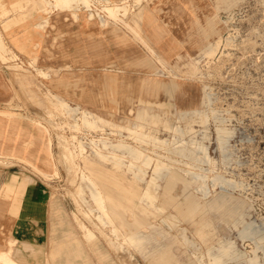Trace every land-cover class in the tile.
Masks as SVG:
<instances>
[{
  "label": "rangeland",
  "instance_id": "374dc122",
  "mask_svg": "<svg viewBox=\"0 0 264 264\" xmlns=\"http://www.w3.org/2000/svg\"><path fill=\"white\" fill-rule=\"evenodd\" d=\"M18 1L10 0L11 13L2 17L10 44L5 46L6 50L0 51V63L5 65L8 72L11 97L7 103L0 105V135L8 136V140L0 141V147L10 151L19 149L31 157L0 152V178L3 176L4 181L16 179L20 182L29 177V183L37 185L46 193L45 236L41 244L43 252L40 264L47 262L51 249L61 240L63 232L71 228L88 241L89 247L83 242L84 260L87 259L88 264H244L238 256L233 255L232 250L224 252L222 249L224 242L230 238L236 241L233 250L250 252L252 240L240 238L237 227L233 225L242 219L249 223L264 217V0H193L199 6L194 8L202 24L206 26L205 15L210 14L221 32L222 41L217 36L215 39L222 43L211 60L206 59L204 52L199 53L196 42L186 39L189 31L187 0L143 2L141 6L145 9L141 15L142 21L139 19L140 28L149 32L156 27L157 33L151 35L152 43L155 47L167 45L166 58L155 65L156 70H162L158 73L148 67L150 65L140 64L146 55L140 46L119 44L97 29L84 27V21L81 24L75 22L73 11H55L51 9V0L50 3L48 0H24V4L14 9ZM151 1H154L156 9ZM91 8L94 13L103 14L104 4L97 2ZM82 10L87 14L85 8ZM58 11L66 13L69 21L78 25L79 29L72 31L71 35L80 37L74 52L64 54V57L70 56L71 61L60 67L49 62L54 53L45 44V37L48 39L47 36L55 32L53 19L50 18ZM230 34L234 38L226 46L224 39ZM81 38L83 44H80ZM0 39L3 42L1 28ZM244 39L246 44L242 41ZM254 42L256 44L253 46ZM92 44L96 47L87 51ZM10 50H14L19 58ZM219 54H228L220 79L213 77L207 68L209 61L215 63L221 60L223 55ZM112 65L117 69L112 70ZM196 66L201 68L200 75H190V69ZM39 70H45L47 74ZM149 75L157 78L156 82H171L174 92L145 91L151 86L146 79ZM203 85L207 86L203 88ZM203 91L211 96V106L225 118V125L234 131L227 146L228 151L222 157L227 167L219 163L217 171L226 172L232 178L241 176L246 181L245 187L235 189L234 193L247 196V203L236 214L234 222L225 219L229 216L228 207L209 205L199 188L205 186L215 191L220 189V185H212L209 179L213 175L212 167L204 164L201 180H195L193 184L192 190L197 198L189 202L179 185L175 188V200L178 203L167 205V212L176 216L180 228L185 230L191 243H186L180 237L181 230L172 231L163 224L161 220L167 213L158 215L155 225L142 230L137 237L123 230L114 234L110 224L103 219V213L90 188L81 183L77 176L69 174L61 163L58 135H65L69 141L72 140L68 144L75 149L77 162L82 166L86 156L94 158L91 141L104 137L111 138L109 145L116 153L126 156L127 160L135 159L131 148L118 144L132 141L129 128L134 124L161 129L145 118L142 110L148 108L159 112L165 120L178 121L185 132L194 128L195 132L198 131L194 133L197 140L207 144L209 141L204 136L205 127L198 121L201 114L209 113L210 106L201 103ZM57 100L78 108V114L59 116V111L55 112L53 105ZM48 112H53L54 118ZM82 112H90L97 124L106 131L84 125ZM111 113L116 116L114 120L110 118ZM187 115L194 121H188ZM209 126L213 142L214 119H210ZM159 134L167 138L169 132L162 130ZM48 138L52 139L54 159L51 157ZM80 143L84 144V154H81ZM209 153L219 162L215 143H212ZM38 158L40 163L36 162ZM53 164L59 175L53 174ZM107 168L117 175L124 174L127 182L134 180L133 172L126 165L119 171L109 166ZM1 186L0 196L8 197L2 195ZM137 186L144 191L147 181H138ZM20 191L18 189L16 193ZM18 194L22 195V191ZM89 232H93L95 238H88L86 234ZM97 252L102 263L95 257ZM51 259L52 264H65L63 256ZM37 261L31 260L30 264H36Z\"/></svg>",
  "mask_w": 264,
  "mask_h": 264
},
{
  "label": "bare ground",
  "instance_id": "6f19581e",
  "mask_svg": "<svg viewBox=\"0 0 264 264\" xmlns=\"http://www.w3.org/2000/svg\"><path fill=\"white\" fill-rule=\"evenodd\" d=\"M97 2H103V14L93 12L91 6ZM143 2H148V0H134L133 3H130L128 0H51V9L55 11H73L75 22L81 24L84 21V27L87 26L97 29L103 35L111 36L113 40L119 44H127L128 46L135 44L140 46L143 51L146 52V55L143 56L144 62L140 64L150 65L148 67L153 68V71L158 73L162 70H156L155 65L162 63V59L166 58L167 45L166 47L165 44L155 47L152 43L151 35L157 33L156 27L149 32L140 28L139 19L142 21L141 15L145 9L144 6H141ZM187 2L189 9L187 10L188 19H186L188 20L189 31L186 33V39L196 42L199 53L204 52L206 59L209 58V60H211V58L215 57L214 55L219 50L220 43H222L220 42L222 41V39H220V29L216 26L214 18L210 14H203L205 15L206 26L203 25L197 10L194 8L195 6L196 8L199 6L195 5L193 0H187ZM151 5L156 9L154 1H151ZM82 8H85L87 14H84ZM75 11H78V13H75ZM10 13L11 10H6L1 18ZM95 17H97L96 21ZM167 24V26H169V23ZM95 26L97 27L95 28ZM216 36L220 41L215 39ZM232 37L233 36L230 34L224 39L226 46L232 43L234 38ZM242 41L246 44L245 39ZM255 44L256 42L253 43V46ZM250 46H252V44H250ZM93 47H96L95 44H92L87 51H90ZM2 50H6V48L0 39V51L2 52ZM10 52H13V55L19 58V55L14 50H10ZM219 55H223L221 60L218 61L217 59L218 62L215 63L209 61L207 68L209 72H212L211 75L213 77L220 79L223 75L225 62L228 61V54H225L226 56L224 54ZM111 61L112 64H114L113 60ZM111 67L112 70L117 69L114 65ZM200 69V66L191 68L190 75L199 76ZM39 71L44 75L47 74L45 70ZM152 75L146 77L148 85L151 86L147 87L145 91H152L154 93L160 90L169 93L174 92L170 84L171 82L169 83L165 80H158V82H156L157 78L151 77ZM206 86L207 85H203V88ZM210 97L211 96L206 91H203L201 103L202 105L210 106L209 113L201 114L198 120L202 126L205 127L204 136L209 141L207 144L204 141L197 140L194 133L198 131L195 132L194 128H190V130L185 132L178 121H172V119L165 120L159 112L150 111L148 108L142 110L145 118L150 119L153 125H159L161 129H150L146 128L144 125L134 124L132 128H129L132 141H123L118 144L120 147L131 148L134 151L135 159L127 160L126 156L116 153L112 149V145H109V140H111V138L104 137V139L91 141V145L93 146H91V154L95 159L86 156V160L82 166L77 162L78 157L75 149H72L69 145L72 140L70 139L69 141V138L65 135H58L57 145L61 148V163L69 174L77 176L81 183L86 184L90 188L91 194L103 213V219L110 224L111 231L114 234L123 230L126 233L131 232L133 237H137L142 230L155 225V220L158 219V215L167 213L161 220L163 224L172 231L181 230L180 237L186 243H191L186 237L185 230L180 228L176 216L167 212V205L169 203H178L175 200V188L179 185L183 188L184 196L189 202L197 198V195L192 190L193 184L195 180H201L204 164H208L212 167L213 175L212 178H209L213 182L212 185H220V189L215 191H211L209 187L205 186L199 188V192L203 194V197H205L209 205L212 207H228L229 216L225 218L228 222H234L236 214L242 211L243 206L248 201V197L244 196L243 193H234V190L245 187L246 181L241 176L232 178V176H228L226 172L217 171V165L219 163L227 167L222 157L225 156L228 151L227 146L234 131L225 125V122H227L225 118L218 113L215 107L211 106ZM53 105L55 112L59 111V116L64 114L75 116L79 111L78 108H74L62 100L54 101ZM139 112L141 111H138V113ZM48 113L51 116L53 115V112ZM115 117V114L111 113V120H114ZM81 118L83 124L87 127H93L103 132L106 131L102 126L100 127L97 124V121L93 119L90 112H82ZM187 118H189L188 121H194V119L188 115ZM210 119H214L215 121V139L213 142L211 137L212 134L209 132ZM50 121L52 124V120ZM162 130L169 132L167 138L160 136L159 131L162 132ZM72 138L75 139V136L73 135ZM212 143H215L216 150L219 152V162L209 153ZM52 144V139L48 138V146L51 157L53 158ZM80 148L81 154H84V151H82L85 150L83 143H80ZM126 160L127 163H124ZM125 165L127 169L134 174V180L132 182H127L124 174L120 173L117 175L116 172L114 173L107 168L109 166L115 169V171H119ZM53 168V174L59 175L58 169L54 164ZM71 175L69 178H71ZM205 179L207 178L205 177ZM143 180L147 181V187L144 191H141L137 186V182ZM162 180L164 181L163 184ZM80 182H78L79 185H81ZM233 227H237L238 236L240 238L252 240V243H250L253 247L250 252H238L233 250L236 248V241H231L230 238H227L223 244L222 250L224 252L232 250L233 255L238 256L244 264H264V217L260 220H251L249 223L242 219L235 222ZM86 236H88V238H95L93 232H89ZM77 242L80 244L78 238ZM60 252V247L53 248V253L57 256H60ZM209 253H211V251ZM72 260H75L73 256ZM217 260L218 258H216V261ZM0 263L16 264L9 254L6 253L0 254Z\"/></svg>",
  "mask_w": 264,
  "mask_h": 264
},
{
  "label": "crops",
  "instance_id": "0c3cea01",
  "mask_svg": "<svg viewBox=\"0 0 264 264\" xmlns=\"http://www.w3.org/2000/svg\"><path fill=\"white\" fill-rule=\"evenodd\" d=\"M9 2L10 0H0V28L2 31V39L6 47L9 46L10 43L8 34L4 31L1 14L10 9ZM23 2L24 0L18 1L14 9H17L20 4H24ZM62 13L63 12H56L52 18H50V20L53 19L55 32L53 35L47 36L48 39L45 37L47 48L54 53V59L49 58V62L58 64L59 67L65 62L71 61L70 56L64 57V54L70 55L73 53L75 47L78 46V39L80 38L71 35L72 31L74 32L76 29H79L78 25L69 21L66 13ZM82 38L80 44H83ZM86 43L87 39L85 38V44ZM10 97L11 87L8 72L5 65L1 62L0 105L7 103ZM5 139L8 140V136L6 137L4 134H1L0 141ZM0 152H5L9 155L23 154L24 156H28L19 149L10 151L3 146L0 147ZM32 158H30V160ZM44 160L47 161L45 158ZM36 162L40 163V159L38 158ZM29 180V177L24 178L20 182L16 181V179H6V181H4L3 176L0 178V185L3 187L2 195H8V197L5 198L0 196V254H9L16 264H30L31 260H38L36 264H40L41 253L43 252L41 244L44 242L45 236L44 220L46 212L44 208V197L46 193L37 185L29 183ZM18 189L22 191V195L18 194L21 191L16 193ZM77 232L78 231L73 228L66 230L62 234L61 240L53 247L61 248L60 256L65 258V264H88L87 259L84 260L86 255L84 254L83 245V242H86L88 245V241L83 239L81 235L79 236ZM78 237L80 238V244L77 242ZM53 248L50 252L51 257L49 256L45 264H52L51 258L55 259L58 257L53 253ZM72 256L75 260H72ZM95 257L98 262L102 263L99 259L98 252Z\"/></svg>",
  "mask_w": 264,
  "mask_h": 264
}]
</instances>
